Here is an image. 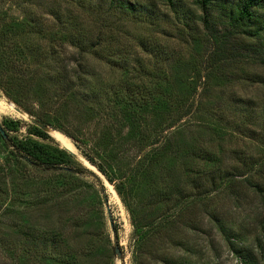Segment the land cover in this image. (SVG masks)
<instances>
[{"label": "rangeland", "instance_id": "obj_1", "mask_svg": "<svg viewBox=\"0 0 264 264\" xmlns=\"http://www.w3.org/2000/svg\"><path fill=\"white\" fill-rule=\"evenodd\" d=\"M122 2L136 5L137 10L133 16L125 17L117 10L106 14L108 0H0V29L3 27L12 30L9 35H15L18 44L21 41L25 42L22 37L31 36L28 24L31 29L33 24L40 27L45 36L56 34L62 35L63 39L66 34H74L85 41L96 34L101 20H106L101 23L107 25L102 31V47L97 49L98 52H102V59L88 54L82 62L86 70L84 78L93 87L105 89L123 79L117 68L115 70L110 67L111 61H116L130 69L133 68L132 72L139 83L148 84V101L151 99L156 106L169 101L164 99V91L160 95L155 92L152 83L159 77L162 80L159 83H162L163 88L173 87L176 92L180 91L179 96L183 95V88H188V84L192 86L191 81L198 78L196 74L200 70L199 63L207 51L201 24L197 23L193 30H189L184 27L182 17L185 15L189 23L190 12L196 11L197 15H200L201 11L192 6L191 0H185L181 6L179 5L180 9L176 14L166 7L162 0ZM67 42L68 40L58 41L56 45L58 50L65 52L64 55L70 54L72 50L76 53L78 49L70 47ZM240 42L241 44L237 42L236 51L242 52V45H245L246 41ZM251 42L253 41L249 43ZM25 62L34 64L30 59ZM249 63L235 66L237 68L232 72L228 71L226 78H217L218 72L215 74L217 79L199 86L194 98L201 102V109L206 111V113L202 111L204 113L202 118L207 113H210L209 117L192 119V124L184 125L186 130H183L181 126L183 124L179 123L164 133L168 135L182 131L180 139L187 143L194 139L199 141L211 139L214 151L216 145L222 146L224 161L237 166L233 182L234 192L239 193V197H230V191L222 189L204 195L201 192L200 196L194 190V184L190 179L185 182L183 189L187 202L191 203L186 205L183 216L178 220L172 219L170 210L169 222L173 224L161 230L156 227L149 240L143 242L140 248L134 242L130 214L115 187L119 184L126 185L131 205L144 206L145 210L139 215L140 218L150 219L154 216L155 221L159 222L158 219L162 215L168 214L165 213L163 201H158L154 210L153 192L149 186L151 181L136 175L132 189L127 183L134 164L150 148L145 145L150 141H145V134L151 136L152 140L157 125L165 119L164 115L160 116V108L149 104L145 110L137 108V112L131 111L129 114L130 109L125 110L127 107L122 104L120 110L127 116L123 113L115 115L109 107L94 112V115L89 117L90 121L82 128L80 139L88 141V146L84 147L81 143L74 142L61 132L48 127L45 132L49 135V140L43 141L30 136L28 128L31 125L39 126V123L0 91V101L22 111L19 113L15 110L12 114L0 113L1 126L5 121L18 122L16 132L6 131L8 136L18 140L28 138L59 150H66L73 154L70 155L72 158L70 165L86 170L78 174H71L67 170L42 173L20 161L11 163V159L6 160L4 149L0 146V227L1 224L9 223L21 227L23 232L31 229L41 238L32 240L22 237L24 245L17 253L18 236L11 230L7 239L12 242L13 253L6 264H62L61 260L68 255H73L77 260L71 259L66 264H88V259L77 258L76 251L78 248L90 246V238L96 239L93 237L94 234H98L97 242L103 243L108 251L107 264H178L179 258L193 264H243L228 249L225 242L227 233L238 238L239 245L244 249H254L257 238L264 244V200L244 185L250 172V178L257 180L261 176L258 165L264 167V65L258 62ZM258 79L261 83L256 82ZM156 91L159 92V89ZM112 94L109 92V96ZM236 101L240 106L235 109V105L238 104ZM99 103L100 99L94 96L89 101L90 107L96 110L100 106ZM104 106L106 105L102 107ZM54 134L63 136L69 149L63 147L55 139ZM72 144L78 153L73 151ZM83 152L89 153L107 169L111 168L114 182L110 183L103 175L99 177L97 168L86 160ZM165 159L167 163L164 166H156V176H159L161 171L165 173V169L171 166L170 161L174 164L172 167L177 170L181 169L178 166L192 164V160L187 158ZM7 163L19 169L12 180L8 177L3 178L8 171ZM252 165H255V168L249 169ZM23 179L30 184L44 186L41 189H47L46 185L50 186V189L54 187L57 193L52 195L49 190L37 188L42 192L40 199H43L45 194H48L45 198L49 196L51 199L54 197L57 199L51 200L47 206H36L33 200L36 191L32 186L30 188L24 186ZM10 181L19 183L21 188L10 187ZM261 182L264 184V178ZM5 186H8L7 190ZM192 196L197 202L193 203ZM106 205L111 213L113 232L109 225ZM78 211L79 217L82 218L81 231L86 238L76 234L75 228L73 232L68 229L60 230L63 222H59V218L66 224L72 214L74 221ZM173 215L176 216L175 213ZM218 223L224 228L225 233L218 229ZM114 239L121 250V259L114 253ZM40 242H45L46 248L40 246ZM78 244L81 246L77 247ZM53 246L58 250L63 248L56 256L59 261H44L45 256L35 259L31 257L33 249L45 252L47 249L52 250ZM258 252L257 250V256L264 257V245L261 254Z\"/></svg>", "mask_w": 264, "mask_h": 264}, {"label": "trees", "instance_id": "obj_2", "mask_svg": "<svg viewBox=\"0 0 264 264\" xmlns=\"http://www.w3.org/2000/svg\"><path fill=\"white\" fill-rule=\"evenodd\" d=\"M184 1L162 0L163 4L175 14L180 9L179 5L181 6ZM108 2L109 6L105 12L108 15L112 10H117L125 17H131L137 10L136 5L133 3H124L122 0H108ZM191 4L196 10L201 11V14L197 15L196 11H188L190 12L189 23H187L185 15L182 17L184 27L193 30L197 23L201 24V28L204 30L203 42L207 51L200 60V70L196 74L198 78L195 81H191L192 86L188 84V88H183L184 93L181 96H179L180 91L176 92L173 87L163 88L162 83H159L162 82L161 77L152 83L158 95L164 91V99H169L168 102H163L161 106L157 105L161 111L160 116L164 115L165 119L157 125L158 128L156 127V133L152 136V140L150 139L151 136L148 137L145 134V141L150 140L145 145L150 148L136 161L131 169L132 175L127 180L131 189L136 175H140L151 181V185L149 186L153 192L154 210L157 202L163 201L166 207L165 213L168 214L162 215L158 219L160 220L159 222L155 221L154 216L150 219L140 218L139 215L145 210L144 206L131 205L130 198H128L129 195L126 193V185L119 184L115 187L117 194L130 214L135 238L134 242L138 248H140L143 242L149 240L152 236V231L156 227L158 230H161L173 224V222H169L168 216L170 215V210H172V216L170 215L172 219L177 218L176 220H178L183 216V212L191 203L187 202V196H184L183 189L186 184L185 182H188L190 179L194 184V190L200 196H202V194H199L201 192L204 195L216 189H222L230 191V197H239V193L236 194L234 192L235 187L233 182L237 174V166L224 161L225 157L222 156L224 149L222 146L216 145L214 151L211 142L213 140L211 139L208 141L194 139L190 143H187L180 139L182 131L168 135L164 133L179 123L183 124L181 126L184 128V125L189 126L192 124V119L196 117L204 119L210 116V113H207L202 118L204 114L202 111L205 113L206 111L201 109V102L194 98L200 85H206V82H210L212 79L226 78L228 71H234L237 68L235 66L241 64L258 62L264 65V0H191ZM97 20L99 21L98 18ZM105 21L101 20L96 34L85 41L80 40L74 34H66L63 39H61L62 35L50 34L49 36H45L40 27L33 24L31 29L30 24H28V32L31 36L22 37L25 42L21 41L23 44L21 42L18 44L15 35H9L13 32L12 30H8V28L4 29L3 27L0 29L1 93L33 117L37 123L61 132L74 142L81 143L84 147L88 146V141L80 139V135L83 131V125L90 121L89 117L93 116L94 112L109 107L113 111V114L120 115L123 113L127 116L124 111L120 110L122 104L126 105L127 108L125 110L130 109L129 114L131 111L137 112V108L145 110L149 104H154L151 99L148 101V84L137 81V78L134 76L135 73L132 72L134 69H130L126 65L119 64L116 61H111L112 59L109 60L112 62V64L110 63V67H113L115 70L117 68L120 71V76L123 78L118 80L116 84L113 83L102 89L93 87L84 78L86 75V70L82 63L84 57L91 54L98 56L100 60L102 59V52H98L97 49H101L102 47V31L107 28V25L101 23ZM13 23L16 25L15 22ZM12 28H14V25H12ZM64 29L66 30V28ZM65 40H68L67 43L70 47L78 49L76 53L72 50L70 54L64 55L63 53L65 52L58 50L56 46L57 42ZM240 40L246 41V44L242 45V52L236 51L238 50L237 42L241 44ZM250 41L253 42L249 43ZM254 42L256 44H253ZM77 43L79 44L78 46ZM27 59L33 61L34 64L31 62L27 64L25 62ZM142 73L141 75H144ZM216 73H218L217 78L215 77ZM259 79L256 81L257 83H261ZM202 80L203 82H200ZM157 89H159V92L156 91ZM109 92L113 94L109 96ZM92 96L100 99V106L97 110L90 107L89 101ZM236 102L238 104L235 105V109L240 106V103ZM103 105L106 106L102 107ZM154 106L157 107L155 104ZM2 127L7 138L4 139L0 134V146L4 149V158L6 160L11 159V163L20 161L27 167L46 174L61 170H67L71 174L84 173L86 171L79 166L73 168V165H70L72 158L64 150L53 148L32 139L18 140L8 136L7 132L17 131V121H5ZM183 130H186V128ZM28 134L43 141L50 139L49 135L36 125H31L28 128ZM72 149L78 153L73 144ZM83 155L110 183L114 182V174L111 168L107 169L103 164L98 163L89 153L83 152ZM179 157L182 158L179 159ZM165 158L173 160L187 158L192 160V164L190 166H178L181 169L177 170L172 167L174 164L170 161L171 166L165 169V173L163 174L161 171L160 175L156 176L155 168L156 166H164L167 163ZM242 166H245L244 163ZM12 167L14 166H11L10 163L6 165L8 171L5 175L2 174L4 179L5 177L11 180L14 179L13 176L19 169ZM258 167L261 169L258 170L261 173L259 179L254 180L250 178V172L248 174L249 178L245 180L244 185L245 188L252 190L255 195L264 200V184L261 182V179L264 178V167H261V165H258ZM254 168L255 165L249 167V169ZM3 171L2 169L1 172ZM162 175L164 176L161 178ZM23 182L24 186L27 185L29 188L32 186V189H35H33L36 191L33 200L36 206H47V203L51 200L57 199L55 197L51 199L49 196L45 198L48 194H45L43 199H40L42 192L37 188L49 190L50 195H52L56 192L54 187L50 189V186L46 185L47 189H41L44 186H39L36 183L30 184L27 180L24 181V179ZM9 183L11 184L10 187L12 186L15 189L20 187L19 183L15 184V181H10ZM5 187L7 190L8 186ZM192 198L194 199L193 203L197 202L194 196ZM76 216L73 221L72 214L71 218L66 221V224H64L62 218H59V222H63L62 227L60 225V230L64 229L67 231L68 229L73 232V228H75L76 234L86 238L84 232L81 231L83 227L80 224L82 218L79 217V211ZM218 229L225 233L224 228H221L219 223ZM11 230L18 236L16 242L17 249L15 248L18 251L17 253L21 251L24 245L23 241H21L22 237L32 238V240L41 239L37 232L31 229L23 232L21 227L18 228L16 225L12 226L9 223L1 224V264H6L13 253L12 242L7 239ZM114 232L115 234L117 233L116 227L114 228ZM93 237L97 239L98 234H94ZM96 239L90 238V246L78 248L76 251L77 258L88 259V264H107L106 262L109 259L107 256L108 251H106L103 243L99 244ZM225 242L228 249L243 264H264V257L257 256V250L259 251L258 254H261L264 245L259 238L256 239L254 249L242 248L239 245L238 238H234L230 233L225 235ZM39 244L46 248L45 242H40ZM78 245L77 247L81 246V244ZM36 250L33 249V252H31L33 259L45 256L44 261L48 260L49 262L51 260L56 261V256L63 251V248L58 250V248L53 246L52 250L47 249L45 252H38ZM65 257L61 260L62 264H66L71 259H74L73 255ZM178 261V264H193L183 258H179Z\"/></svg>", "mask_w": 264, "mask_h": 264}, {"label": "water", "instance_id": "obj_3", "mask_svg": "<svg viewBox=\"0 0 264 264\" xmlns=\"http://www.w3.org/2000/svg\"><path fill=\"white\" fill-rule=\"evenodd\" d=\"M15 110H16L17 112H19V113L22 112L20 109H18V108H16V107H15ZM39 127H40L41 129H43L44 131L47 130V129H46L47 127H45V126H43V125H40V124H39ZM0 134L3 136L4 139L7 138L6 133H5V131L3 130L1 124H0ZM65 151H66V150H65ZM66 152H68V151H66ZM68 154L73 155V154L70 153V152H68ZM90 171H91V170H90ZM91 172H92V173H95V172H93V171H91ZM98 173H99V174H97V175H99V177H100V175L102 176V174H101L99 171H98ZM107 182H108V181H107ZM103 184H104V188H105V187H106V186H105V183L103 182ZM106 208H107V215H108L109 225H110L111 231L113 232V221H112L111 213H110V210H109V208L107 207V205H106ZM114 253H115V255H116V257H117L118 259H121V258H122L121 250H120V248H119L118 243L115 241V239H114Z\"/></svg>", "mask_w": 264, "mask_h": 264}, {"label": "bare ground", "instance_id": "obj_4", "mask_svg": "<svg viewBox=\"0 0 264 264\" xmlns=\"http://www.w3.org/2000/svg\"><path fill=\"white\" fill-rule=\"evenodd\" d=\"M14 112H15V109L13 106L7 105V104L3 103L2 101H0V113L12 114ZM54 137L63 147L69 149V145L63 136H61L60 134H54ZM81 160L84 163H86L83 159H81Z\"/></svg>", "mask_w": 264, "mask_h": 264}]
</instances>
